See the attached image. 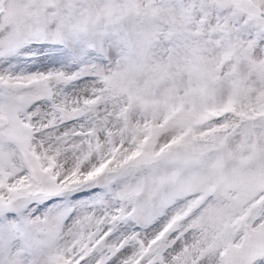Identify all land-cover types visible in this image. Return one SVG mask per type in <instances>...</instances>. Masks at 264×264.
<instances>
[{
    "label": "snow or ice",
    "instance_id": "obj_1",
    "mask_svg": "<svg viewBox=\"0 0 264 264\" xmlns=\"http://www.w3.org/2000/svg\"><path fill=\"white\" fill-rule=\"evenodd\" d=\"M0 264H264V0H0Z\"/></svg>",
    "mask_w": 264,
    "mask_h": 264
}]
</instances>
